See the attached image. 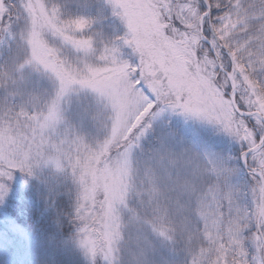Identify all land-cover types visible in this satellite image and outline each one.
<instances>
[{
	"label": "rangeland",
	"instance_id": "obj_1",
	"mask_svg": "<svg viewBox=\"0 0 264 264\" xmlns=\"http://www.w3.org/2000/svg\"><path fill=\"white\" fill-rule=\"evenodd\" d=\"M124 2L139 6L155 0ZM194 9L195 0L184 13L188 34L155 45L152 10H133L142 43L152 49L144 74L164 100L144 112L141 97L132 91L135 82L127 80L140 53L124 42L130 39L127 22L114 15L108 0H0V20L13 13L20 22L18 30L6 23L0 37V78L7 79L0 94V183L7 185L0 199V232L7 231L8 243L3 250L0 237V257L5 262L20 256V262L35 263L38 238L18 234L5 217L13 192L25 190L31 202L44 204L50 194L69 199L77 227L74 244L85 264H264L254 233L247 241L254 254L249 262L242 244L243 230L253 228V218L256 222L259 183L247 212L243 204L236 206L239 155L229 153L237 145L253 148L262 125L246 121L247 130L257 133L246 138V126L235 120L227 98V79L211 55H196L205 42ZM76 20L87 23L78 29L71 23ZM99 25L102 32L94 29ZM203 36L213 41L207 24ZM214 50L228 72L227 58ZM122 64L127 67L120 71ZM235 69V98L255 105L264 117V100L252 86L247 93L239 89L248 82L242 70V80L235 81ZM219 138L227 144L224 154L216 152ZM248 163L264 173V149ZM220 201L235 215L222 216ZM81 215L86 232L80 231ZM190 244L204 249L193 256Z\"/></svg>",
	"mask_w": 264,
	"mask_h": 264
},
{
	"label": "trees",
	"instance_id": "obj_2",
	"mask_svg": "<svg viewBox=\"0 0 264 264\" xmlns=\"http://www.w3.org/2000/svg\"><path fill=\"white\" fill-rule=\"evenodd\" d=\"M210 2L212 4V15L210 16L211 28L216 33L215 38L218 39V42L226 48L233 58L234 68H236L235 81L237 80V76L242 80L241 73H239L241 70L246 76L248 86L247 83H240L239 89L247 93V90L252 86L257 94V98L264 100V0H210ZM216 4L220 5L219 9L215 7ZM220 17L226 18V20H220ZM6 23L12 24L16 30H18V25L20 24L15 14L3 15L0 20V37L5 33ZM100 26L102 25L98 27L94 26V29L102 32ZM0 53L4 52L0 50ZM16 63L17 60L15 61ZM1 76L2 73L0 71ZM5 78H0V94L4 88V80H7ZM239 98L235 99L241 110L247 112L256 110L258 112L255 105L251 103L246 104ZM76 110L79 113V108H76ZM235 120L238 123H242L248 129L244 119L235 115ZM177 132L178 130L174 132L175 135ZM215 142H217L216 152L224 154L227 146L225 139L219 138ZM244 150H246L244 146L237 145L229 153L240 155ZM237 169L239 171L236 172L234 180L235 188L232 193H234L233 197L236 200L235 205L243 204L247 212L248 201L251 200L252 202L254 199H257L255 190L256 179L246 175L240 168L239 163ZM20 192V190L18 193L13 192V197L8 199L5 217L14 228H17L15 231L18 234L21 232H31L38 238L37 244L39 246L35 250L36 259L33 264H85L74 244L77 237V227L72 218L73 212L69 199L64 198L63 195L55 196L54 194H50L46 197L44 204H42L40 202H31L32 196H28L27 191L23 190L22 193ZM224 205L225 203L220 201L217 206L222 216L229 217L235 215V212L226 209ZM254 222L253 218V228H247L242 233V244L246 251L245 257L248 262L254 257L251 246L247 244L249 234L254 233L256 240L258 238ZM6 234L7 231L1 230L0 237L3 239V250L5 251L8 246V243L5 241L7 238ZM224 235H226L225 232ZM13 246L14 248L18 247L17 244H13ZM188 248L190 253L193 251V256L204 249L203 246H199L198 244H190ZM8 250H11L10 247H8ZM190 253L189 258L191 256ZM260 254L264 257L262 245ZM19 258L17 261H13V264H32V262L26 261V259L20 262ZM227 260L230 261V257H227ZM192 262L194 264H208L207 260L201 262L200 260H193ZM192 262L188 261V264H192ZM234 262L241 264L239 261ZM0 264L9 263L4 261V257H0Z\"/></svg>",
	"mask_w": 264,
	"mask_h": 264
},
{
	"label": "snow or ice",
	"instance_id": "obj_3",
	"mask_svg": "<svg viewBox=\"0 0 264 264\" xmlns=\"http://www.w3.org/2000/svg\"><path fill=\"white\" fill-rule=\"evenodd\" d=\"M114 9V15L121 16L125 19L128 25L127 35L130 39H125V43L129 45H134V50L140 53V64L138 67L130 69L132 75L127 77L129 82L134 81L135 86L132 87V91L141 97L142 103L141 108L144 112H151L154 108L158 107L160 103H163V97L161 93L153 88L151 82H149L148 76L144 74L145 66L149 59L152 57V49L145 47L142 43L141 33L138 31L137 21L134 17V9L147 7L152 10V16L157 24L158 31L153 36V43H157L161 40H168L174 34H188V28L186 27L184 21V13L187 9L193 6V0H155L154 3L147 5H134L125 3L124 0H108ZM215 7L219 9L220 5L216 4ZM123 9L122 12L115 11L116 9ZM195 12L200 14V32L204 34V25L209 24L210 20L208 17L212 15V4L210 0H195ZM223 19V17H220ZM76 28H83L87 23L84 20H76L71 22ZM218 31V30H217ZM76 43H79L78 41ZM86 43V42H85ZM211 44L212 47L209 48L208 45ZM215 48L214 41H205L197 49L196 55L199 57L201 55L207 57L210 56ZM219 55V53H217ZM127 67L126 64H122L119 69L123 71ZM175 106V105H173ZM187 108V105L184 106ZM262 109H264V104H262ZM144 112L141 114L144 115ZM246 131V138L257 135L255 131ZM259 146L264 147V126H261L259 131ZM256 145L253 144V147ZM243 155V153H242ZM4 176L7 180L12 179V174L5 170ZM3 179V177H0ZM7 193V185L5 183H0V199ZM80 219L84 222L85 227H81V232L87 231V220L81 215ZM83 243V241H82Z\"/></svg>",
	"mask_w": 264,
	"mask_h": 264
},
{
	"label": "water",
	"instance_id": "obj_4",
	"mask_svg": "<svg viewBox=\"0 0 264 264\" xmlns=\"http://www.w3.org/2000/svg\"><path fill=\"white\" fill-rule=\"evenodd\" d=\"M200 18V17H199ZM208 20H210V17H208ZM200 24H201V21L199 19V29H200ZM211 27V23L210 25L208 24V30L209 32L212 34L213 38H214V33L212 31V28ZM200 39H202L204 42L205 41H208L204 36L203 34L200 32ZM215 39V38H214ZM215 42L219 48V50L226 54V56L228 57L229 59V62H230V70L228 73L224 72V74L226 75V79L228 80V83L230 85V91L227 93V97L229 98V101H230V104H231V107H232V110L233 112L241 117V118H244V119H255L257 121H260L261 124L264 126V118L258 113V112H252V113H248V112H244V111H241L240 109H238L237 105H236V102H235V86H234V82H233V79L232 76H233V72H234V66H233V61H232V58H231V55L226 53L225 49L223 48V46H221L217 40L215 39ZM209 48L212 47L211 44L208 45ZM212 59H214V62L217 66V69L222 72V68H221V63H220V59L218 57V55L216 54V52L213 50L212 52ZM263 147H260L259 146V141L258 143L256 144L255 147L251 148L250 150H247L245 152H243V155L241 154L240 155V158H239V163H240V166L241 168L247 173V174H250V175H253L254 177L257 178V180L259 181V190H258V199H259V206H258V215H257V220H256V223H257V229H258V233H259V236H260V239H261V243L263 244V247H264V236L262 235V233L260 232V229H259V223L260 221L264 224V176L261 172L260 169H254V168H251L248 164H247V158L249 156H252L254 154H257L260 149H262Z\"/></svg>",
	"mask_w": 264,
	"mask_h": 264
}]
</instances>
